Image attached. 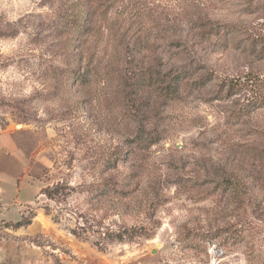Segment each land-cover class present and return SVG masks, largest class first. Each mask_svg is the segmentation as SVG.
I'll use <instances>...</instances> for the list:
<instances>
[{
	"label": "rangeland",
	"instance_id": "1",
	"mask_svg": "<svg viewBox=\"0 0 264 264\" xmlns=\"http://www.w3.org/2000/svg\"><path fill=\"white\" fill-rule=\"evenodd\" d=\"M129 2L131 18L117 24L125 42L140 43L130 47L132 65L166 70L185 58L196 61L194 81L182 86L177 102L161 108L156 126L147 125L144 142L153 143L128 161L140 166L133 182L143 190L122 207L123 225L141 222L135 206L148 202L154 235L103 251L92 245L102 211L79 192L94 179L92 166L128 132L113 93L116 80L82 89L61 78L75 61L65 55L68 37L57 29L70 9L67 0H0V137L16 147L0 154L1 183L22 184L21 197L32 196L26 184L33 183L39 198L28 216L38 206L60 230L84 227L82 239L70 235L87 250L81 257L86 264H264V159L254 163L245 155L250 147L264 149V0ZM197 17L211 23L205 37L190 28ZM176 38L184 49L169 45ZM152 39L155 48H141ZM94 42L90 36L75 56L83 58L81 65L89 55L103 62L115 52ZM234 176L245 184L236 193L225 181ZM57 183L74 188L65 201L40 195ZM6 191L9 200L17 194ZM7 204L16 212L11 200Z\"/></svg>",
	"mask_w": 264,
	"mask_h": 264
},
{
	"label": "trees",
	"instance_id": "2",
	"mask_svg": "<svg viewBox=\"0 0 264 264\" xmlns=\"http://www.w3.org/2000/svg\"><path fill=\"white\" fill-rule=\"evenodd\" d=\"M119 1L67 0L70 9L61 15L62 18L57 25V29L62 30V33L68 37L67 42H65V55L68 56L69 60L75 58L73 64L69 61L68 66L62 70L63 82L69 86L72 85V87L79 86L82 89L102 83L103 89L109 82L116 80L113 93L120 97L118 109L121 113V123L123 126L124 123L126 124L123 130L128 132L124 134L126 135L124 140L112 153L92 166V171L95 173L93 174L94 179L88 184H82L79 192L85 196V200L89 204L98 206L97 210L102 211L97 231L94 232L97 237L92 242V245L99 251L105 250L112 244L133 242L140 237L148 239L154 235L153 228L149 227L151 220H148L149 210L146 207L148 202L145 205L135 206V209H138L135 217H140L143 213L142 216L144 217H142L141 222L132 226L123 225L122 216L127 211H122V207L128 206V201H131L134 195L143 190L133 182L140 173V166H134L128 161L135 150H140L143 146L146 148L153 143L148 139L144 142V132H147V125L156 126L159 115H161V108L177 102L182 86L189 80L193 79L194 81L195 79L194 64L196 61H187L188 58L184 59L183 64L171 66L166 70H160L157 66L152 67L155 65V61H152L154 65L143 63L146 64L144 67L131 64V60L128 59L131 52L130 47L134 49L139 47L140 43L137 40H134L131 45L125 42V38L120 32V25L117 23L121 18L130 19V11L134 8L132 2H129L130 0L121 5H119ZM114 8H118L119 11L114 18H110L108 13ZM190 21V28L195 29L198 37H205V33H209L211 23L206 19L197 17ZM90 36L95 38L94 44L102 40L104 41L103 48L106 49L109 45L115 49V52L111 53L110 58L103 62L100 60L97 62L91 59L92 55H89L88 58H84L83 65H81L83 58L76 57L83 54L82 51L87 47V39ZM155 42L156 39L147 40L141 48L153 49ZM169 45L175 46L179 50L186 46L182 38L171 41ZM120 47L124 52L123 54L119 52ZM120 56L124 58L122 63L117 62ZM199 79L202 80L200 77L196 83ZM131 123L134 124L132 129ZM245 155L248 161L257 163L264 159V149L256 150L250 147ZM225 181L234 193L245 187V184L241 183L240 179H236V176H234L233 181L230 179ZM73 190L74 188H70L66 184L57 183L51 188L42 189L40 195L60 203V201H65ZM44 211L46 215H49L47 209ZM114 216L121 221L119 223L115 220L110 221ZM30 218L31 215L23 218L14 224V227L29 224ZM53 221L58 224L56 219ZM69 232L78 240L82 239V235L88 234L84 227L80 226L69 229Z\"/></svg>",
	"mask_w": 264,
	"mask_h": 264
},
{
	"label": "crops",
	"instance_id": "3",
	"mask_svg": "<svg viewBox=\"0 0 264 264\" xmlns=\"http://www.w3.org/2000/svg\"><path fill=\"white\" fill-rule=\"evenodd\" d=\"M15 149L11 140L0 137V154L4 150ZM3 168L4 164L0 162V172ZM20 168L24 174L26 168L23 165ZM8 187L17 193L10 199L12 206L16 207L13 214L5 209L10 202L6 199ZM21 187L22 184L10 187L0 181V264H86L87 260L81 258L88 255L84 246L73 241L65 230H60L59 224L54 223L40 207L31 210L29 224L14 227V224L28 216V207L35 205L39 198L33 183L26 184V187L32 189L31 197H21ZM102 263L99 260L98 264Z\"/></svg>",
	"mask_w": 264,
	"mask_h": 264
}]
</instances>
